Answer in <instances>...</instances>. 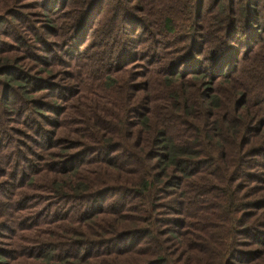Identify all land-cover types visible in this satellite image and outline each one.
Here are the masks:
<instances>
[{
	"label": "trees",
	"instance_id": "16d2710c",
	"mask_svg": "<svg viewBox=\"0 0 264 264\" xmlns=\"http://www.w3.org/2000/svg\"><path fill=\"white\" fill-rule=\"evenodd\" d=\"M0 264H264V0H0Z\"/></svg>",
	"mask_w": 264,
	"mask_h": 264
}]
</instances>
